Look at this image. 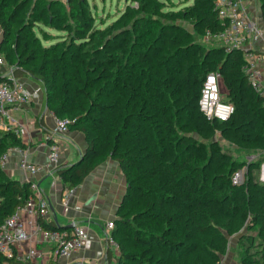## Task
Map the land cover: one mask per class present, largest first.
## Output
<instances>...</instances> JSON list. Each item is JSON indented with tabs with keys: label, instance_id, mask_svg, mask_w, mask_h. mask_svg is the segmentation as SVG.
Here are the masks:
<instances>
[{
	"label": "trees",
	"instance_id": "obj_1",
	"mask_svg": "<svg viewBox=\"0 0 264 264\" xmlns=\"http://www.w3.org/2000/svg\"><path fill=\"white\" fill-rule=\"evenodd\" d=\"M135 2L136 7L130 5L104 28H92L88 13L71 15L78 27L76 39L87 35L78 45L79 64L85 72H107L95 79L76 67L72 75L62 72V57L53 47L37 68H24L36 60L35 52L29 51L31 27L47 19L50 7L41 0H0L1 54L10 47L3 55L14 61V75L29 74L42 85L43 106L68 116L69 129L81 131L87 142L79 161L60 164L54 173L63 186L74 188L110 157L124 174L126 190L112 229L119 248L117 253L107 249L105 264H219L231 237L241 250L235 264H264V182L248 164L243 181L233 184L231 176L238 169L215 135L219 131L244 154L264 151V101L245 79L242 54L226 53L219 45L205 49L202 37V43L196 40L207 29L220 27L212 0H194L184 11L182 17L197 29L195 39L186 31L178 38L182 28L170 23V47L151 48L148 43L162 26L149 24L139 35L144 49L129 53L133 43L127 25L138 14L150 12L149 0ZM258 5L264 22V0ZM146 66L161 67L166 82L151 78ZM212 71L220 72L225 98L234 106L226 121H209L199 110L200 88ZM100 78L104 83L95 87ZM162 84H172L169 93L161 90ZM178 95L180 99H169ZM81 124L85 127L78 129ZM178 126L189 132L178 133ZM16 145L23 146L19 135L0 131V158ZM31 193L28 182L7 175L0 165V223ZM38 221L43 228H59L51 221Z\"/></svg>",
	"mask_w": 264,
	"mask_h": 264
},
{
	"label": "built area",
	"instance_id": "obj_2",
	"mask_svg": "<svg viewBox=\"0 0 264 264\" xmlns=\"http://www.w3.org/2000/svg\"><path fill=\"white\" fill-rule=\"evenodd\" d=\"M255 0H212L213 10L219 21L220 27L212 32L207 29L202 40L215 41L226 53L238 50L242 54L241 70L247 83L256 96L264 101V22L260 16L259 8L254 5ZM133 6H137L134 2ZM0 131H12L16 135H23L27 130L22 121H18L11 115L12 109H18L32 99L34 95H43L41 87L35 85L28 90L26 85L13 73L14 66L8 65L3 54L0 53ZM219 71L206 74L198 99L199 110L207 120H228L234 113V106L226 98H221L219 90ZM52 129L44 141L38 145L47 147L45 163L39 165L27 158L26 150L21 146L10 147L7 151L19 153L17 167L27 174L26 182L32 191L24 205L18 207L0 223V256L8 264L9 260L25 263L40 256L36 248H29L25 252H17L18 245L38 236L41 241L53 246L54 254L60 258H71L82 247L86 238L85 228L81 225H73L72 230L65 228H43L39 224L31 223L26 228L20 217L21 211H26L29 216L44 219L49 214L48 200L39 191L35 176L40 173L49 174L60 165L59 137L69 131V123L65 118L55 115L50 110ZM58 137V138H57ZM8 152L1 157V163L7 158ZM242 170H236L232 176L233 184L241 183ZM72 188L63 187L62 204L68 205L72 197ZM45 220V219H44ZM47 222V221H46ZM113 221L106 222L107 233L105 241L107 248L113 253L118 251V243L112 234Z\"/></svg>",
	"mask_w": 264,
	"mask_h": 264
},
{
	"label": "crops",
	"instance_id": "obj_3",
	"mask_svg": "<svg viewBox=\"0 0 264 264\" xmlns=\"http://www.w3.org/2000/svg\"><path fill=\"white\" fill-rule=\"evenodd\" d=\"M2 31L0 29V40ZM1 53V52H0ZM2 70V66H0ZM28 90H32L38 85L33 80L23 76L19 77ZM39 86V85H38ZM40 87V86H39ZM29 114L23 116L22 122L27 130L23 135H19L23 148L27 151V158L39 165L45 163L47 147L38 145L40 141L47 139L52 129V118L50 109L43 106V95H34L30 101L19 107L12 109L11 113ZM58 138V137H57ZM60 154L59 162L74 163L84 152L87 142L83 133L77 129H69L68 133L59 137ZM19 153L11 150L4 161V171L7 175L26 182L28 177L17 167ZM39 191L48 200L49 214L43 217L47 222L55 226L72 230L73 225H81L85 228L86 238L83 247L71 258H60L54 254L53 246L41 241L36 236L27 241L21 242L17 247V252H25L29 248H36L40 256L25 262L27 264H105L107 244L105 235L107 233L106 222L114 221L117 211L126 190V178L120 170L117 162L106 158L99 163L84 179L74 188L68 205L62 204L63 182L59 175L51 172L49 174L40 173L35 176ZM20 217L28 228L31 223H36L39 218L32 217L26 211L20 212ZM234 238V237H233ZM234 246H235V240ZM0 264H8L0 262Z\"/></svg>",
	"mask_w": 264,
	"mask_h": 264
},
{
	"label": "rangeland",
	"instance_id": "obj_4",
	"mask_svg": "<svg viewBox=\"0 0 264 264\" xmlns=\"http://www.w3.org/2000/svg\"><path fill=\"white\" fill-rule=\"evenodd\" d=\"M69 0H41L40 4L47 3L48 7H50V11L48 13V17L45 21H38L36 20L31 27L32 30V37L29 39L30 41V48L29 51L35 52L36 60H34L30 64H26L24 68L32 69L37 68L40 63H42L45 58L50 54V47H53L55 50L60 52L58 55L62 57V61L60 63V69L62 72L65 73H73L74 67L78 69V71H83L85 76L95 78L101 76H107V72H103L100 70L91 69L86 71L79 63L81 59V55L79 53L78 45L81 43L82 40L87 36L85 34H81L83 38L82 40H77L76 35L77 33V23L74 22L71 15L79 12L88 13L91 17L92 28H104L110 25L114 20H116L130 5L133 6L135 0H71V6L68 4ZM150 1V12H142L137 15L135 22L132 25L130 23L127 25L130 28L131 33V40L132 45L129 50V53L135 51H139L144 49V47L140 43L142 40L139 35L145 30L146 26L149 24H157V27L162 26V31L159 33H154L153 37L149 41L148 45L151 48L160 47V48H168L170 47L169 44L166 42L168 31V24L174 23L182 28L181 33H177L178 38H181L184 35V31L189 33V36L195 39V31L197 29L194 27V24L190 19L183 18L184 11H188V9L193 5L194 0H149ZM263 0H255L254 5L259 7V2ZM165 25V26H164ZM142 29V30H141ZM200 30V29H198ZM187 33V34H188ZM186 34V33H185ZM198 35V34H197ZM201 34L196 36V40L201 42ZM76 45L78 48L75 49L73 46ZM202 43V42H201ZM204 48H212L213 46L218 45L215 41L212 42H204ZM59 49V50H58ZM6 52H10V47L8 46L5 51H2L3 54ZM168 60V59H167ZM8 65L15 66L13 60H9L7 58ZM163 60H157L156 63H162ZM47 65V64H46ZM80 65V66H79ZM52 66V64H49ZM146 66L147 71H149V75L151 74L152 77H159L161 82H166V76L159 73L161 70L160 68H148ZM146 71V72H147ZM146 74V73H145ZM72 75V74H71ZM150 75V76H151ZM25 77L33 80V78L27 74ZM99 79L96 86L102 85L104 80ZM34 81V80H33ZM57 83H59L57 81ZM169 83V82H167ZM42 88V85H39ZM172 84L169 88H165L162 84L161 90H166L167 93L171 90ZM219 90L221 98H224L226 95L225 85L223 84L222 80H219ZM94 93V90L92 91ZM180 96H170L169 99L176 100L180 99ZM169 101L168 103H171ZM195 107L196 103H192ZM180 103L175 104L174 107H178ZM193 113H197L198 109L194 108L192 110ZM11 113V112H10ZM22 111L18 113H11L13 118L18 121L25 120L23 116H29V114H21ZM62 118H68V116H61ZM177 118L178 116H174ZM180 117V116H179ZM156 120L158 118H155ZM154 119V120H155ZM72 121V120H71ZM85 127V124L79 125L77 128L82 129ZM178 133H187L189 130H182L179 126L176 128ZM216 139L218 140V146L221 150L226 151L230 155L231 161H235L234 168L242 170L241 181H243L244 172L249 165H252L251 171L257 176V178L264 182L262 179V174L264 173V151H257L250 154H244L236 150V147L227 143L225 138H222V135L219 131L215 133ZM9 153V151H6ZM8 155V154H7ZM0 158V165L2 169H4L3 163H1ZM234 238H230V245L229 249L227 250L226 254L221 257V261L219 264H235L236 261L239 260L240 257V248L234 246Z\"/></svg>",
	"mask_w": 264,
	"mask_h": 264
},
{
	"label": "water",
	"instance_id": "obj_5",
	"mask_svg": "<svg viewBox=\"0 0 264 264\" xmlns=\"http://www.w3.org/2000/svg\"><path fill=\"white\" fill-rule=\"evenodd\" d=\"M71 123V122H70ZM70 123H69V125H70ZM82 155V154H81ZM81 155L79 156V159H78V161L81 159ZM263 167H264V165H263ZM264 171V170H263ZM262 179H264V173L262 174ZM60 229L62 228V227H59Z\"/></svg>",
	"mask_w": 264,
	"mask_h": 264
}]
</instances>
